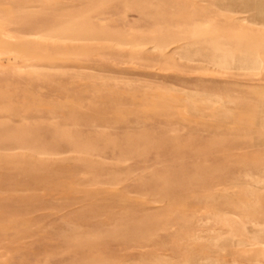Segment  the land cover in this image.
Here are the masks:
<instances>
[{
  "label": "rangeland",
  "instance_id": "rangeland-1",
  "mask_svg": "<svg viewBox=\"0 0 264 264\" xmlns=\"http://www.w3.org/2000/svg\"><path fill=\"white\" fill-rule=\"evenodd\" d=\"M262 11L0 0V264H264Z\"/></svg>",
  "mask_w": 264,
  "mask_h": 264
},
{
  "label": "bare ground",
  "instance_id": "bare-ground-1",
  "mask_svg": "<svg viewBox=\"0 0 264 264\" xmlns=\"http://www.w3.org/2000/svg\"><path fill=\"white\" fill-rule=\"evenodd\" d=\"M259 9H260V8H259ZM259 12H260V11H259ZM262 13L264 14V11H262ZM260 14H261V13H260ZM212 46H213V45H212ZM214 52H215V51H214ZM212 58H213V56H212ZM214 58H216V57L214 56ZM214 58H213V59H214ZM211 60H212V59H211ZM214 60H215V59H214ZM215 61H216V60H215ZM215 61H214V62H215ZM196 97H197V96H196Z\"/></svg>",
  "mask_w": 264,
  "mask_h": 264
}]
</instances>
